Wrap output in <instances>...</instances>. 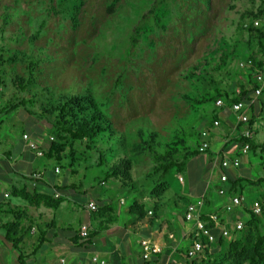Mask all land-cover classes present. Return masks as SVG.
I'll list each match as a JSON object with an SVG mask.
<instances>
[{
	"label": "rangeland",
	"instance_id": "374dc122",
	"mask_svg": "<svg viewBox=\"0 0 264 264\" xmlns=\"http://www.w3.org/2000/svg\"><path fill=\"white\" fill-rule=\"evenodd\" d=\"M256 18L264 26V0H0V77L4 83L0 109L20 100L27 103L26 108L21 106L0 115V137H4L0 149L17 154L26 146V134L37 138L39 143L35 142L44 151L55 142L64 147L61 161L39 158L28 149L25 157L32 160L28 171L44 172L47 168L49 175L60 166L62 174L58 178L62 182L71 170L67 157H74L77 174L70 181L82 183L71 192L78 205L100 193L125 222L132 217L128 210L137 201L154 211L150 218L181 224L187 206L196 201L209 181L210 171L203 163L205 154L192 158L182 175L173 170L164 180L170 188L159 201L152 189L161 173L154 171L166 152H173L180 162L185 153L198 148L200 134L214 131L215 107L211 100L201 103L203 98L214 95L216 89L233 98L252 90L249 73L239 64L246 58H264L258 34L248 30L255 27ZM192 73L196 76L191 77ZM30 79L32 84L27 85ZM20 86H25L26 92ZM69 95L92 96L111 120L114 135L104 139L100 150L87 151L72 143L53 128L55 116L43 113L45 107L57 106ZM254 104L253 141L262 145L264 92ZM238 129L235 136L243 127ZM141 130L147 137L157 134L156 153L137 151V146L143 144ZM220 130L228 133L225 122ZM126 155L134 162V189L115 180H103L105 168L100 157L112 165ZM244 156L241 171L245 177L255 182L264 179V151L258 149ZM3 171L2 183L8 181ZM18 181L24 183L21 177ZM241 198L243 207L236 209L232 217L245 225L248 216L244 207L249 208L253 202L264 206V183L247 184ZM15 200L12 197L4 201ZM73 201L69 205L73 211L69 208L65 218L77 226L87 219V213L75 207ZM259 220L264 234V213ZM171 228L168 222L166 232ZM109 236L121 253L127 244L133 257L139 258V236L130 234L126 243L120 234H99L97 238L102 241ZM22 250L29 256L27 263H48L42 251L32 253L34 248L29 245ZM226 251L224 247L214 248L197 263L214 260ZM16 254L14 251L15 258Z\"/></svg>",
	"mask_w": 264,
	"mask_h": 264
},
{
	"label": "crops",
	"instance_id": "0c3cea01",
	"mask_svg": "<svg viewBox=\"0 0 264 264\" xmlns=\"http://www.w3.org/2000/svg\"><path fill=\"white\" fill-rule=\"evenodd\" d=\"M224 122L229 129L227 134L222 132L220 128L213 129L212 133L208 132L210 150L204 155L206 157L203 163L206 166V170L210 171V178L208 183L200 190L201 195L196 196V201L189 203V205L196 203L201 198H206L208 203L206 209L213 214L219 213L226 221H229L234 220V213L226 215L224 206L230 202L231 195L221 196L219 191L220 189H225L227 194V190H229L233 180L246 178L241 171L245 164V156H241L242 147L239 144L241 132H239L238 136H235L237 135V130H239L238 122L230 110L224 113L222 125ZM255 127L257 129V126ZM37 137L39 138V136ZM31 140L39 143L37 138H31ZM3 141L4 137H0V147ZM45 146L48 147V143H45ZM40 148L44 152V148L42 146ZM28 149L27 144L21 150L18 149L17 154H13L11 151L4 152L0 149V170H4L3 173L8 174V176L6 175L7 182L2 183L0 181V197H2L0 202L5 205V214L1 216L0 222V264H21L20 255H22V264H30L27 263L29 256L25 255L22 250L27 245L34 248L32 253L42 251L48 257V263L46 264H92L95 257L104 260L107 264H179L178 262L186 260V257L181 255L179 251H187L191 247L195 235V227L193 223H187L184 220V216L182 223L177 224L167 219L159 220L158 217H155L156 219L154 220L150 218L153 215L152 210H149L146 218H139L131 214L129 209L128 214L132 217L125 222L108 202L109 199L107 197L102 199L100 193H95V196L89 201L78 205L76 200H72L71 192L77 191L78 189L74 188L81 187L82 183L77 185L70 181L71 177L77 174L75 169L77 167L71 165L68 178H65L62 182L58 178V175L62 174L60 166H55L53 173H49V175H47V168H45L44 172L28 171L32 163L31 158L25 157ZM238 157L241 159L240 169L237 171H226L229 181L227 183L221 182L220 162L224 158L235 159ZM2 166L6 168L4 169ZM57 168L60 169L59 173L55 172ZM32 174L40 176L39 179H36L39 182L25 179ZM19 177L22 178L24 183L21 182L20 184L18 181ZM181 183H184V179ZM212 187L215 192H213ZM15 190L26 191L31 196H44L45 200L40 205H32L23 198L15 196ZM194 194L192 193V195ZM5 195H8V197ZM57 195H60V197L57 198ZM12 197L16 199L14 202L4 201L11 200ZM72 201L75 207L78 206L87 213V219L79 221L77 226L65 218ZM90 202H94L97 205L98 210L96 212L89 210L88 205ZM137 203L143 205L140 202ZM121 205H123V202H121ZM70 209L72 210V208ZM15 217L20 219L18 234V240L21 242L20 251L15 250L13 244L7 241L6 230L3 228V225L15 222ZM166 220L167 226H164ZM168 222L172 223L170 232H166ZM83 225H87L90 228V240L83 241L80 238V229ZM99 234H120L125 243L128 241L130 234L135 237L139 236L141 238V241H139L141 248L139 258L135 259L133 257L132 250L127 244H125L122 250L123 253H121L111 236L100 241L97 238ZM37 236L38 238H34ZM145 240L158 245L162 249V253L150 262L143 259L141 244ZM88 249L89 253L87 252ZM14 251L18 253L16 254L17 258L14 256Z\"/></svg>",
	"mask_w": 264,
	"mask_h": 264
},
{
	"label": "trees",
	"instance_id": "16d2710c",
	"mask_svg": "<svg viewBox=\"0 0 264 264\" xmlns=\"http://www.w3.org/2000/svg\"><path fill=\"white\" fill-rule=\"evenodd\" d=\"M78 13L74 14V21H77ZM260 18V17H258ZM257 19V18H256ZM248 30L250 32L254 31L258 34L259 37V45L264 53V26L263 24L260 27H249ZM242 61L251 62V66H246L244 69L248 71L250 82L252 83V90H246L242 94H238L235 98L230 97L227 93H224L220 90H215V94L208 96L207 98H203L201 103L206 102L207 100H211L214 104V121L212 122V127L214 129L215 120L221 121L222 126V118L223 113L227 110H231L232 106L238 102H244L246 104H251V119H250V127L254 128V123L256 121V108L254 107L255 98L253 95L256 89L259 87L256 81V76L260 72L264 71V58H260L258 60L254 58H246ZM191 77H195V74H190ZM189 76V78H191ZM201 76V75H199ZM23 83L24 81L21 80ZM32 80H29V84L31 85ZM4 85L3 79L0 77V88ZM25 86H20V90L22 92H26ZM264 92V90H263ZM188 100H191L187 97ZM219 100L223 101V107H218L217 102ZM194 101V100H192ZM199 103V102H197ZM26 101L20 100L17 104H9L8 106H4L0 109V115L8 114L13 110L24 107L26 108ZM10 111V112H9ZM27 113L30 116H35L31 111L26 109ZM225 111V112H223ZM45 116H55V122L52 124L53 128H55L58 133L67 136L72 143L79 144L84 147L87 151H98L105 144L104 139L106 137L111 138L114 135L113 124L111 120L101 111L99 106L97 105L94 98L90 95L79 96V95H69L64 96L62 101L57 106H53L52 108L45 107L44 112ZM42 116H44L41 113ZM239 128L242 129L244 127L243 124H238ZM243 130V129H242ZM241 130V131H242ZM140 136L143 139V144L137 146L138 152L151 151L156 153L157 147L155 146V140L158 137L156 133H151L149 137L145 135L143 130L139 132ZM202 138V134H200ZM50 141H53L50 139ZM104 142V143H103ZM103 143V144H102ZM246 143L250 144V152L261 149L264 151V144L259 145L255 143L253 140L245 139L240 134L239 144L241 147ZM102 144V145H101ZM162 145V144H159ZM201 143L198 144V148L187 152L184 154L183 159L178 162L174 159L173 152L169 151L165 153V157L163 156L160 164L157 169L154 171L155 174L161 173L160 180L156 183L154 188L152 189V195L160 198L168 191L170 188L168 182L164 181L167 177H169L173 170L182 175L188 168L189 161L192 158L199 157L203 154L200 153L199 147ZM165 147H170L169 144H165ZM64 147L55 142L50 143V147L44 151V157L48 160H55L57 162L61 161V157L64 154ZM71 165H77L78 162L74 157H67ZM101 166L105 168L103 172V180L111 181L115 180L119 182L125 188L134 189V181H133V168L134 162L128 156L120 157L117 159L112 165L107 164L104 160L103 156L100 157ZM26 180H30L33 182H39L34 180L33 174L29 178H25ZM245 183V184H243ZM264 183V179H259L258 182L252 181L247 178H240L237 180H233L229 190H227L226 195L243 196V191H245L246 185L256 186L257 184ZM77 188L74 189H78ZM15 196L21 197L24 200L28 201L32 205H40L44 202L45 197L39 195H29L26 191H14ZM234 195V196H233ZM230 197V199H231ZM205 200V207L202 214V219L205 222L209 223V226L215 232L217 236V240L214 243H208L206 239H201V242L204 245V250L195 258H188L187 251H179L180 254H183L186 257L187 264H264V234L260 230V220L259 216L255 215L250 209L245 208V213L247 216L244 218H248L245 221V225L243 230L235 233L232 238L225 239L222 237L220 228L216 227L211 221L208 220L207 215L213 214L210 213L206 209L208 207L207 199ZM57 204V202H56ZM5 205L0 202V222L1 216L5 214ZM262 211L264 213V206L262 205ZM187 210V209H186ZM154 211H152L153 214ZM130 213L138 216L139 218H146L149 210L146 209L144 205H141L137 202L130 207ZM262 213V214H263ZM215 214V213H214ZM219 214V213H216ZM16 221L12 223H7L3 225V228L6 230V238L7 241L12 243L15 250L20 251V240H18V234L20 230L18 217H15ZM185 220V216H184ZM91 239V236L88 240ZM224 247L227 249L226 253L215 258L214 260H202L200 263H197V259L207 252H211L214 248ZM20 261L22 264V255H20ZM158 260V259H156Z\"/></svg>",
	"mask_w": 264,
	"mask_h": 264
},
{
	"label": "built area",
	"instance_id": "2783aa9c",
	"mask_svg": "<svg viewBox=\"0 0 264 264\" xmlns=\"http://www.w3.org/2000/svg\"><path fill=\"white\" fill-rule=\"evenodd\" d=\"M254 26L260 27L263 22L259 19L255 20L253 22ZM246 28L248 27L247 25L245 26ZM240 67L244 69L247 65L251 66V62H245L242 61L240 62ZM256 81L258 84V88L256 89L254 93V98L256 99L258 96H260L263 93L264 90V71L260 72L256 76ZM223 101L219 100L217 102L218 107H223ZM250 106L251 104H246L244 102H238L235 103L232 108L231 112L235 115L238 124H243V130L241 131V135L248 140H253L254 139V130L253 128L250 127V119H251V114H250ZM221 127V121L220 120H215L214 122V129L220 128ZM209 133L208 132H203L202 133V141L201 145L199 147V151L201 154H206L210 150V141L208 139ZM24 141L26 142L29 150L32 152L36 153V156L39 158L44 157V152L41 150L40 146L31 140L30 136L28 134L23 136ZM250 152V144L246 143L245 145L242 146L241 148V156L248 155ZM221 182L227 183L229 181L228 175L226 171H237L241 167V159L240 157L235 158V159H229V158H224L221 161ZM56 173L60 172V169L57 168ZM33 178L39 179L40 176L38 174H33ZM180 181H183V178H180ZM219 194L221 196L226 195V190L225 189H220ZM8 197V195H5ZM57 198L60 197V195L56 196ZM243 202L244 198H240L238 196L232 197L230 199V202L227 203L224 206V212L226 215L233 214V212L240 208L243 207ZM205 207V200L204 198L199 199L196 203L190 204L187 207L186 213H185V221L187 223H193L195 227V235L192 240V245L190 248L187 249V257L188 258H195L197 257L200 253L203 252L204 250V245L201 242V239H206L208 243H214L217 240V236L215 235V232L213 229L209 226L208 222L203 221L202 219V214L203 210ZM88 208L92 212H96L98 210L97 205L94 202H90L88 205ZM255 215L260 216L262 214V205L260 202H253L249 208ZM207 218L209 221H211L216 227L220 228V232L223 238L225 239H230L233 237V235L244 228V224L241 221L237 220H229L226 221L222 216L219 214H210L207 215ZM90 237V228L87 225H83L80 229V238L83 241L88 240ZM142 249H143V259L145 261H151L153 258H157L161 253L162 249L158 245L152 244L150 241H143L142 242ZM94 264H107L104 260H101L98 257H95L93 259ZM158 264H163V263H158Z\"/></svg>",
	"mask_w": 264,
	"mask_h": 264
}]
</instances>
